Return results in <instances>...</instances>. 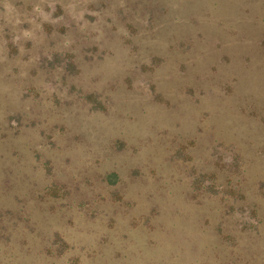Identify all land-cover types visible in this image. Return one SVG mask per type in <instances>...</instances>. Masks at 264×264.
Returning a JSON list of instances; mask_svg holds the SVG:
<instances>
[{"label":"rangeland","instance_id":"374dc122","mask_svg":"<svg viewBox=\"0 0 264 264\" xmlns=\"http://www.w3.org/2000/svg\"><path fill=\"white\" fill-rule=\"evenodd\" d=\"M0 264H264V0H0Z\"/></svg>","mask_w":264,"mask_h":264}]
</instances>
